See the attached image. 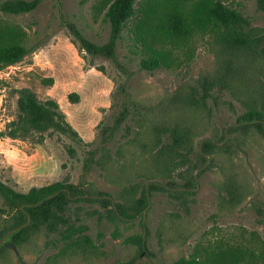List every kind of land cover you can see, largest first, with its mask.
Segmentation results:
<instances>
[{"label": "rangeland", "instance_id": "rangeland-1", "mask_svg": "<svg viewBox=\"0 0 264 264\" xmlns=\"http://www.w3.org/2000/svg\"><path fill=\"white\" fill-rule=\"evenodd\" d=\"M97 2L63 0L57 8L54 0H43L33 12L15 18L26 28L29 46L38 49L19 64L0 70V130L15 114L12 89L29 88L40 100H55L84 144L95 142L101 130L128 108L129 117L108 145L113 159L107 166L83 174L84 153L89 149L86 145L57 134L47 136L40 145L33 139L4 138L0 139V180L23 193L56 182H84L106 192L115 205L129 187L139 185L136 197L141 193L143 174L150 166L143 147L152 145L151 126L155 123L178 121L190 128L195 152L206 139L220 143L211 154L197 159L192 168L190 163L175 172L179 182L186 171L195 180L187 212L170 202L165 193L151 194L147 190L145 211L133 220L114 223L106 218L98 221L96 216L84 220L98 246L93 255L56 257V250L47 248L39 237L17 252L10 249L0 257V264H174L187 257L195 243L212 229L224 234L240 229L257 231L264 239V133L253 124L246 131H230L244 108L229 94L204 110L169 107L177 93L189 92L198 79L215 72L216 47L210 39L200 42L194 61L177 71L141 70L125 34L117 42V64L89 55L64 22L74 24L90 42L106 44L110 28L101 15L97 19L93 16ZM241 11L264 32V16L254 0L243 2ZM45 78H52L53 85L42 84ZM247 84L264 86V60L249 71ZM70 93L78 94L77 103H69ZM127 127L129 135L124 137ZM124 143L122 154H115ZM228 182L236 198L227 194ZM86 208L102 212L100 204ZM133 236H141L144 246L129 242Z\"/></svg>", "mask_w": 264, "mask_h": 264}, {"label": "trees", "instance_id": "trees-1", "mask_svg": "<svg viewBox=\"0 0 264 264\" xmlns=\"http://www.w3.org/2000/svg\"><path fill=\"white\" fill-rule=\"evenodd\" d=\"M42 1L0 0V70L19 64L38 49V46H29V34L15 18L33 12ZM54 1L57 8L62 6L63 0ZM245 1L98 0L93 6V16L97 19L101 15V20L110 28L109 40L104 45L90 42L74 24L64 23L86 53L107 58L114 64L118 62L117 42L125 34L139 60L140 69L148 72L189 67L199 43L210 39L216 47L215 72L198 79L189 92L177 93L170 100L169 107L204 110L209 103L217 105L218 100L229 94L244 108L230 131H246L253 124L264 133V86L249 87L247 84L249 71L256 62L264 60V32L243 15L241 9ZM254 1L257 11L264 16V0ZM41 82L46 86L53 85L52 78ZM12 92L16 96L15 114L0 130V139H33L40 145L47 136L57 134L76 144L86 145L89 149L84 153L83 174L111 162L113 157L108 145L129 117L128 108L114 119L111 126L101 130L95 142L84 144L55 100H40L29 88L12 89ZM67 99L74 104L79 101V96L70 93ZM126 129L124 137L129 135V128ZM151 130L152 145L143 147L147 149L143 153L149 154L150 168L143 174L141 193L136 197L139 185L129 187L121 192L115 205L106 192L84 182H56L23 193L0 180V241L29 218L26 227L2 242L0 257L10 250L4 243L14 245L18 251L39 237H43L47 248L56 250V257L93 255L98 246L88 233L90 228L84 220L95 216L98 221L106 218L114 223L133 220L144 211L147 190L151 194L165 193L170 202L187 212L188 196L194 194L195 180L187 176L186 171L179 182L175 172L190 163L192 168L197 159H202L203 154H211L220 142L206 139L201 144V151L195 152L194 134L181 122L164 120L151 126ZM126 143L118 147L115 154H122ZM146 183L149 184L147 188ZM225 188L231 199L236 198L231 182ZM40 201L42 203L34 205ZM92 204H100L102 212L86 208ZM128 241L139 247L145 244L141 236L130 237ZM174 264H264V239L257 231L240 229L224 234L222 230L212 229L195 243L187 257H181Z\"/></svg>", "mask_w": 264, "mask_h": 264}, {"label": "water", "instance_id": "water-1", "mask_svg": "<svg viewBox=\"0 0 264 264\" xmlns=\"http://www.w3.org/2000/svg\"><path fill=\"white\" fill-rule=\"evenodd\" d=\"M201 144H202V142L200 143L199 151H201ZM205 156H206L207 158H210L208 155H205ZM51 197H52V196H50L49 198H51ZM147 197H148V193H147ZM40 203H42V201H40V202H38L37 204H34V205H38V204H40ZM144 211H145V210H144ZM28 224H29V218H28L27 222H26L24 225H22V226H20V227H18V228H15V229H13V230H11V231H9V232L5 235V237L0 241V245L2 244V242H3L4 240L8 239V238H9L14 232H16V231H18V230H20V229L26 227ZM4 245H5L6 247H8L9 249L13 250L14 252H17V249H16V247H15L14 245H12V244H10V243H8V242L4 243Z\"/></svg>", "mask_w": 264, "mask_h": 264}, {"label": "crops", "instance_id": "crops-1", "mask_svg": "<svg viewBox=\"0 0 264 264\" xmlns=\"http://www.w3.org/2000/svg\"><path fill=\"white\" fill-rule=\"evenodd\" d=\"M5 139H8V138H5ZM87 141H90V140H87Z\"/></svg>", "mask_w": 264, "mask_h": 264}]
</instances>
